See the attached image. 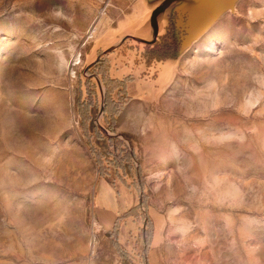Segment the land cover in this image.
<instances>
[{"label":"rangeland","instance_id":"374dc122","mask_svg":"<svg viewBox=\"0 0 264 264\" xmlns=\"http://www.w3.org/2000/svg\"><path fill=\"white\" fill-rule=\"evenodd\" d=\"M150 9L0 0V264H264V0L178 55Z\"/></svg>","mask_w":264,"mask_h":264},{"label":"water","instance_id":"95a60500","mask_svg":"<svg viewBox=\"0 0 264 264\" xmlns=\"http://www.w3.org/2000/svg\"><path fill=\"white\" fill-rule=\"evenodd\" d=\"M145 1L151 7L149 22L152 39L140 42L153 44L158 39L163 30L159 23L160 17L166 14L165 25L168 21L172 26L171 41L176 46L177 55L203 35L223 14L231 11L237 2V0H158V4L153 5L155 0Z\"/></svg>","mask_w":264,"mask_h":264},{"label":"crops","instance_id":"0c3cea01","mask_svg":"<svg viewBox=\"0 0 264 264\" xmlns=\"http://www.w3.org/2000/svg\"><path fill=\"white\" fill-rule=\"evenodd\" d=\"M149 14H150V11H149ZM149 14H148V16L145 17V19L141 20L138 23V28L133 33L125 34L124 36L127 38H130V39H133L139 43H142V42H140L142 40H151L152 39V30H151V25L149 22ZM165 22H166V17H164V16L160 17L159 23L162 24V28H165V26H166ZM124 40H125V38L122 39V41H124ZM164 62H166V60ZM161 63L162 62H159L157 64L156 69L154 70V73H153L152 78H151L152 84L156 88H163V87L167 86L173 78L174 67L172 68V70L170 71V73L168 75L160 76V71L158 70V68L160 66L159 64H161ZM129 74H133V73L130 72ZM126 75H127V73H126Z\"/></svg>","mask_w":264,"mask_h":264},{"label":"trees","instance_id":"16d2710c","mask_svg":"<svg viewBox=\"0 0 264 264\" xmlns=\"http://www.w3.org/2000/svg\"><path fill=\"white\" fill-rule=\"evenodd\" d=\"M172 27V26H171ZM172 45H175L173 42H170L169 44H167V47H166V49L167 50H170L171 49V46ZM176 47V46H175ZM177 54V53H176ZM171 58V56L170 55H168V54H165L164 53V55L162 56V57H159V60H162V59H166V58ZM172 57H174V56H172ZM96 159H97V162H98V164H99V175L102 177V168H100V166H101V160H100V158L99 157H96Z\"/></svg>","mask_w":264,"mask_h":264},{"label":"bare ground","instance_id":"6f19581e","mask_svg":"<svg viewBox=\"0 0 264 264\" xmlns=\"http://www.w3.org/2000/svg\"><path fill=\"white\" fill-rule=\"evenodd\" d=\"M94 29H95V28H94ZM94 29L92 28V29L89 31V34H93ZM75 64H76V63H75Z\"/></svg>","mask_w":264,"mask_h":264}]
</instances>
